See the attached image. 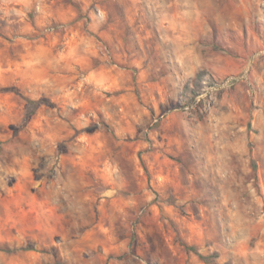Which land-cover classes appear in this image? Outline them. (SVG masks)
Segmentation results:
<instances>
[{
	"label": "rangeland",
	"instance_id": "374dc122",
	"mask_svg": "<svg viewBox=\"0 0 264 264\" xmlns=\"http://www.w3.org/2000/svg\"><path fill=\"white\" fill-rule=\"evenodd\" d=\"M0 264H264V0H0Z\"/></svg>",
	"mask_w": 264,
	"mask_h": 264
},
{
	"label": "trees",
	"instance_id": "16d2710c",
	"mask_svg": "<svg viewBox=\"0 0 264 264\" xmlns=\"http://www.w3.org/2000/svg\"><path fill=\"white\" fill-rule=\"evenodd\" d=\"M21 249H23V248H21ZM7 251H9V250H7Z\"/></svg>",
	"mask_w": 264,
	"mask_h": 264
}]
</instances>
